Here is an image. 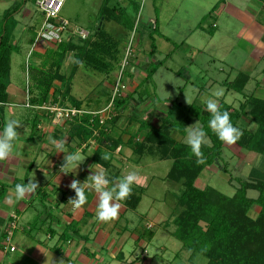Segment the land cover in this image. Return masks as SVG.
<instances>
[{
  "label": "crops",
  "instance_id": "crops-1",
  "mask_svg": "<svg viewBox=\"0 0 264 264\" xmlns=\"http://www.w3.org/2000/svg\"><path fill=\"white\" fill-rule=\"evenodd\" d=\"M189 1L191 2V0ZM120 2L126 6L127 0ZM154 2L155 0L152 3ZM160 6L161 2L157 8ZM193 9L194 11L199 10V15L188 29L187 34L181 36V40L183 44L190 43L198 50L204 49L208 44L210 46L217 45L218 41L223 43L221 46L218 45L225 53L220 57V62L226 65L227 73L224 68L220 69L226 75L220 80L224 95L219 99V102L222 99L233 107H238L248 96L264 99V2L262 0H193ZM25 11L26 14L29 13L28 10ZM211 14H213L216 25L214 33L208 35L204 30L203 22ZM184 15H187L186 9ZM219 19L222 28L220 31L217 23ZM135 20L136 31H129L130 36L132 32L135 34L138 50L141 45L139 43L144 46L150 44L149 33L155 20H152L151 27L146 30L139 29ZM213 24L207 23V26L212 27ZM176 28L179 29L178 26ZM27 31L29 32V28ZM197 31L196 38L198 39L195 40L192 35ZM166 42L168 43L167 39ZM32 44H29V49ZM120 44L124 45L125 43L121 42ZM52 45L53 43H43L41 50L38 49V51L42 52L46 47ZM134 56L133 65H139L141 62L144 66L147 64V60L139 51H136ZM135 70L132 67V71ZM239 73L247 76V82L242 91L228 89L226 83L232 81ZM144 76L145 74L140 75L138 80H142ZM205 77L206 75H204ZM215 81L219 82L214 79ZM127 83L132 87L129 92L131 93L139 82L134 83L129 79ZM54 85L59 87L61 83L55 80ZM10 86L7 88L8 96L5 104L30 109L26 105H24L26 108L22 106L27 101V92L22 91L21 88L10 90ZM212 87H214V83L209 84V88ZM227 95L230 97L229 102L225 100ZM198 104L204 105L203 101H198ZM135 107L132 109V113L139 118L141 115L140 106ZM122 113H129V108L124 109ZM10 115L14 119H18L21 126L17 129L18 136L13 142L12 154L7 160L0 161V184L4 183L7 186L0 198V264H150V261L146 259L147 253L142 250L144 239L141 238V235L144 229L151 230L152 228L149 227L148 222L142 221L143 216H140L138 221L135 220V214L130 211L136 208L130 209L125 206L123 201H119L121 209L118 219L104 223L95 219L97 198L94 192L86 191L88 202L80 209H74L68 202V199L74 196V191L67 187L72 179L83 182L91 171L96 172L102 167L106 169L110 181L114 182L116 178L129 172V170L127 171L129 167L126 165L128 161L134 162L135 166L141 164L142 156L134 157L136 154L132 153L128 144V140L134 134H137L136 140L144 135L145 131L138 132L139 122L133 123L132 121V125L128 127L126 133L123 130L124 124L127 123L123 122L124 117H121V121L119 119L111 125L108 133L120 138V143L112 150L109 148V144L113 141V136L95 139L91 137L86 144L78 145L79 140L72 133L73 120L56 122L52 119V114H44L43 122H38L35 127L39 133H34L36 137L32 138L34 127L28 125V121L25 120L28 117H23L21 110L15 108H10ZM149 117L145 120L150 124L156 126L160 123L155 117L152 118V121ZM154 119L158 121L157 124L153 121ZM242 123L251 129L255 126L254 122L248 119H244ZM132 129L138 133L132 132ZM2 131L0 130V132ZM174 137L179 140L182 135L174 134ZM61 140L65 144V153L57 152L58 150L52 143V141L60 142ZM77 151L85 156L83 163L78 166L75 173L61 172L60 166L63 163L64 155ZM106 152L110 154L108 166H104L103 159L100 158ZM89 153L91 154L89 155ZM214 165L213 168L216 169L218 165L216 159ZM147 166H150L149 162ZM208 168L214 170L205 167L201 173ZM64 171L69 170L64 169ZM200 175L195 181L196 185ZM138 176L139 183L133 184L132 187H142V183L146 182V175L139 172ZM31 179H35L39 183L35 192L18 201L13 196V202L10 203L8 197L12 195L15 185L17 183L26 184ZM38 189L46 193L47 197L44 201H40ZM36 199L40 201L41 205L36 206ZM43 206L51 210L52 217L49 219H45L44 214L46 213L41 214L43 211L40 208ZM36 215L39 218L38 227L35 223ZM70 220L79 222L77 233H74L69 240L62 242V240H58V234ZM11 224L14 225V228L10 238L6 240ZM48 225L54 229V233L51 235L47 231Z\"/></svg>",
  "mask_w": 264,
  "mask_h": 264
},
{
  "label": "rangeland",
  "instance_id": "rangeland-1",
  "mask_svg": "<svg viewBox=\"0 0 264 264\" xmlns=\"http://www.w3.org/2000/svg\"><path fill=\"white\" fill-rule=\"evenodd\" d=\"M102 1L103 0H64L60 9V15L67 18L71 22V26L76 25L81 27L88 31L89 36H93L98 30L97 28L100 20H102L103 14L99 13V7ZM120 1L121 0H109L108 5L113 6L119 4L123 6ZM153 1L154 0H127L126 6L123 7L121 21L115 22L111 19L102 20L103 29L109 31L115 39L117 38L120 42L127 44L131 36L129 31L130 28H128L127 24L124 25L125 21L126 23H130V21L132 22L136 19V26L141 30H146L148 27H151L152 20L158 18V31L154 34L156 50L152 56L148 54L149 44L144 46L142 43H139L141 45L137 50L135 34L132 36L134 40L133 47L144 56V59L147 60V64L144 66L141 62L139 65H133L132 62L135 58V54H131L128 57V63L122 70V81H120L121 84H124V87L120 90V93L123 95L132 90V87L127 83L129 79L133 80L134 83L140 82L141 80H138V78H140V75L146 74L148 68L154 70V73L151 78L142 85L144 92L143 98L145 99L138 102L135 96V101H129L128 103L127 109L129 108V113H121L118 116L120 121L121 117H124L125 119L123 122H127L123 127L124 133H126L128 127L132 125V121L136 123L132 120V118L136 117V114L133 115L134 117L130 116V114H133L132 109H135V106H140V119H147L150 116L149 118L151 121L153 117L161 121L162 118L168 115V118L171 120L177 123L180 121L182 122L186 115L189 114L188 109L185 107V105L188 104L187 101L189 104L193 103L201 106L198 104V101H204L211 96L213 90L218 87L222 88L220 80L223 79L226 75L225 73H227L226 65L220 62V57L225 54L219 47L222 42L218 41L217 45L214 46L208 44L207 47L201 50H198L190 43H182L181 36L187 34L188 29L199 15V10L194 11L193 9V0H191V2L189 0H155V2L152 3ZM35 2L36 0H0V21L4 10L10 7H18L13 14L18 24L14 31L12 41L18 46V49L13 51L11 55L10 80L12 85L10 86L9 84L10 90L21 88L22 91H27L29 79L26 69L29 62L34 59H32L30 55L34 49L31 50L28 47L30 44L28 39L31 33L30 30L29 32L27 31V28H29L28 26L30 25L33 29L37 30L42 21V12L36 6ZM159 2H161V6L157 8ZM185 9L187 15H184ZM25 10H28L29 13L26 14ZM206 19L207 20L203 22L205 26L204 30L208 35H211L215 31L214 26L216 22L214 21L213 14L206 17ZM207 23H211V25L214 24L212 27H209ZM217 23L219 24L218 30H222L220 26L221 20H217ZM176 26H178L179 29L176 28ZM16 30H18V32H16ZM196 35H198V31L192 35L195 40L198 39ZM73 38L76 40L75 43L83 44V41L78 37L73 36ZM233 40H235L234 37ZM125 44H119L116 53L117 56L115 59L111 60L113 63L112 68L107 75L93 71V69L88 68L84 64H80L76 68L74 74L71 75L68 81V83L71 84L69 93L76 101L80 102L81 108L99 111L110 104L112 88L122 68L120 64L124 56ZM41 45V43H38L35 44L34 47L37 50H41ZM73 61L72 52H68L65 55L62 65V71L66 76L71 69ZM132 67L136 70L132 71ZM221 68H224L226 72L223 73L220 70ZM139 72L141 73L140 75L138 74ZM204 75H206L205 78ZM214 79L219 82H214ZM210 83H214V87L209 88ZM58 100L59 103L61 102V106H72L71 99L68 100L67 97L60 96ZM225 100L228 102L230 101L229 95L226 96ZM178 102L181 104H178ZM24 105L23 103L22 106ZM2 107L3 110L1 115L3 123H5L6 118H13L10 115V108L21 110L22 116L28 117L25 120L28 121L30 127L32 126L31 118L35 113L39 116L37 121L43 122L42 117L44 114L42 112H33L30 109H22L6 104ZM156 119L153 121L157 124L158 121ZM196 125H200L199 121L196 118H192L190 124L186 125L185 130ZM0 130H3V127L0 128ZM146 130L147 128L141 131ZM38 131L37 128L32 129V138L36 137L34 133L38 134ZM133 131L137 132L132 129V132ZM133 136L136 140L137 135L134 134ZM176 136L179 135L176 134ZM185 136L186 134L179 140L184 141ZM140 140L141 137L136 141ZM131 151L135 154L132 148ZM137 155L138 154L134 155V157ZM260 158L261 155L252 151H247L239 147L236 143L233 145L225 144L222 149L221 159H216L218 164L217 168L215 167L216 169H214L212 167L214 170H210L209 168L204 170L199 177L197 186L204 187L205 185H209L223 194L232 195L236 190L238 180L240 178L247 179L248 173L252 167H264L262 163H259ZM148 162L150 166H147ZM126 165L129 167L127 171L136 170L137 173L140 172L147 176L146 182L142 183V187H139L142 189L141 201L136 209L130 212L135 214L136 221L143 216L144 218H142V221L148 222L149 227L152 228L151 231L153 235L150 239L143 240L142 248L143 251L145 250L144 253H147L146 259L150 261L149 263L205 264L207 258L199 253L194 255L193 261H189V251L182 249L181 242L172 235V231L175 227L173 219L181 209V207L176 205V198L183 187L180 182L170 180L166 177L171 165V160L158 159L154 154L144 153L142 154L141 164L135 166L134 162L128 161ZM223 165L227 169L226 171H224ZM0 185H4V183ZM4 186V189H6L7 186ZM257 193V190L254 189L247 190L248 197L254 198L257 196ZM2 196L3 194L0 198H2ZM35 203L36 206L38 204L41 205L38 199L35 200ZM41 209L42 208H40V210ZM258 210L259 207L252 205L248 214L250 216H255ZM47 211L51 212L50 209ZM41 214H43V212ZM41 217L43 218L42 215ZM36 226L38 227L37 223Z\"/></svg>",
  "mask_w": 264,
  "mask_h": 264
},
{
  "label": "trees",
  "instance_id": "trees-1",
  "mask_svg": "<svg viewBox=\"0 0 264 264\" xmlns=\"http://www.w3.org/2000/svg\"><path fill=\"white\" fill-rule=\"evenodd\" d=\"M262 1L264 2V0ZM108 3L109 0H103L99 7V13L103 14L102 20L121 21L124 6L119 4L109 6ZM17 8L10 7L4 10L0 21V128L4 125L1 114L2 106L7 102L11 55L18 49V46L12 41L13 31L17 25L13 14ZM102 20H100L98 30L93 36L81 39L83 44L75 43L76 40L73 36H69L58 44L53 43L52 46L46 47L42 52L36 49L32 50L30 55L34 59L29 62L26 69L29 79L26 89L29 105L39 106L47 102L61 105L58 98L62 96L67 97L68 100L71 99L72 106L81 107L80 102L76 101L69 93L71 84L68 81L71 75L80 64L107 75L112 68L111 60L117 56V49L121 43L119 39L112 37L109 31L102 28ZM124 23L130 28L129 30L135 29L136 31L134 21H130V23L125 21ZM157 27L156 18L149 33V56H152L156 50L154 34L158 31ZM29 30L31 35L28 41L31 44L35 32L31 26ZM68 52H72L74 61L66 76L62 71V65ZM153 73L154 70L148 68L144 78L131 93L116 96L112 109L114 111H118L119 108L126 109L129 101L134 100L135 96L138 102L145 99L143 98L142 85L151 78ZM55 80L60 81L61 86L56 87ZM246 82L247 76L239 73L226 84L228 89L242 91ZM178 104L181 103L178 102ZM219 104L222 111L229 112L232 124L243 131L242 137L236 144L247 151L261 155L259 163L264 165V99L248 96L238 107H233L222 99ZM185 107L189 114L182 122L177 123L167 115L156 126L145 119L130 114L134 117L132 120L139 122L138 132L147 128L140 141H136L134 136L128 140L133 152L141 156L144 153H150L156 155L158 159L171 160L166 177L180 182L183 187L176 198V205L181 209L173 219L175 227L172 235L181 242L182 249L189 251V261H193L194 255L199 253L207 258L205 264H264V167H252L247 179L240 178L238 180V185L232 195L223 194L209 185L197 186L195 181L201 171L205 167H214L215 159H221L225 143L221 142L208 128L210 114L205 110V105L198 106L190 103ZM35 109L30 107L31 111L37 112ZM120 114L117 113L110 117L102 125L96 118L91 122L92 116L89 114L74 118L72 133L79 140L78 145L86 144L91 137L95 139L113 136L108 132L111 125L118 121ZM38 117L35 113L31 118V125L34 128L37 126ZM192 118H196L204 128L211 145L202 146L204 163L201 164L196 163L197 158L191 154L188 146L182 140H177L174 137V134L184 137L185 127L190 124ZM244 119L254 122V128H248L243 124ZM119 143L120 138L113 136L109 148L114 150ZM103 165L108 166L109 160H103ZM223 169L227 170L225 166ZM249 189L257 190V196L248 197L247 190ZM2 194H4V186L0 185V196ZM38 196L40 201H44L47 197L41 189H38ZM141 198L142 189L132 187V195L123 200V203L126 207L135 209ZM252 205L259 207L255 216L248 214ZM47 208L45 206L42 208L43 213L44 210L46 213L45 219L52 217V213L47 211ZM38 221L39 218L36 217L35 223ZM78 224V221L70 220L58 234V240H62V242L69 240L74 233H77ZM47 231L50 235L54 233V229H51L50 225H48ZM152 235L153 232L150 229H144L141 238L150 239Z\"/></svg>",
  "mask_w": 264,
  "mask_h": 264
},
{
  "label": "clouds",
  "instance_id": "clouds-1",
  "mask_svg": "<svg viewBox=\"0 0 264 264\" xmlns=\"http://www.w3.org/2000/svg\"><path fill=\"white\" fill-rule=\"evenodd\" d=\"M224 95L223 88H216L212 91L211 96L203 101L205 110L210 114L208 120V128L213 132L217 138L227 144H235L243 135V131L232 124L230 114L228 111H222L219 104V99ZM189 104V102L187 101ZM21 126L18 119L11 117L6 118L3 131L0 132V161H5L9 158L13 151V142L18 136L17 129ZM192 155H194L197 164L204 163V155L202 152L203 145H210L207 138V133L200 125L186 129V136L183 141ZM57 152L65 153L64 141H52ZM91 153H89L90 155ZM103 160H109L110 154L104 153L101 157ZM85 156L79 151L75 153H68L63 157L61 164V172L67 174L74 172L80 164L83 163ZM68 169L69 171H64ZM139 183V176L136 171H129L125 175L110 181L107 171L104 168H99L96 172H92L81 182L78 179H72L67 187L74 191V196L68 199V202L74 209H80L88 202L86 191L94 192L96 194V213L95 219L99 222L108 223L118 219L121 204L119 201L128 199L132 195L133 184ZM39 187V183L35 179L29 180L25 183H17L14 187L12 195L8 197L9 202L15 200H22L27 195L34 193Z\"/></svg>",
  "mask_w": 264,
  "mask_h": 264
},
{
  "label": "built area",
  "instance_id": "built-area-1",
  "mask_svg": "<svg viewBox=\"0 0 264 264\" xmlns=\"http://www.w3.org/2000/svg\"><path fill=\"white\" fill-rule=\"evenodd\" d=\"M64 0H36V6L42 12V21L35 31V37L31 47L35 49L34 45L38 43H54L58 44L59 42L67 39L69 36H76L80 39H85L89 36L88 31L78 27L76 25L71 26V22L60 15V9L63 5ZM132 33L129 43L125 45V52L120 66V72L118 73L116 83L112 88L111 102L107 107L102 108L101 110H85L81 107L74 106H61L57 103H44L43 105L33 106L29 105L28 101L25 102L27 107H34L37 111L42 112L45 115L52 114V119L56 122L73 120L74 118L81 117L84 114H89L92 116L90 121L97 119L99 124L102 125L110 117L116 115L117 113H122L124 109L119 108L118 111H114L112 108L113 100L116 96L122 95L120 90L124 87V84H121L122 81V70L123 67L128 63V57L131 54L136 53V49L133 47V36ZM121 80V81H120ZM41 128V126H39ZM96 134V130L94 131ZM15 217V215H14ZM14 225L11 224L10 229L6 235V240L10 238L12 229ZM11 249H14L11 247Z\"/></svg>",
  "mask_w": 264,
  "mask_h": 264
}]
</instances>
